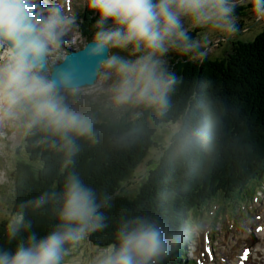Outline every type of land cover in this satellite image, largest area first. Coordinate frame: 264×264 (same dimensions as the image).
<instances>
[{
	"label": "clouds",
	"instance_id": "obj_1",
	"mask_svg": "<svg viewBox=\"0 0 264 264\" xmlns=\"http://www.w3.org/2000/svg\"><path fill=\"white\" fill-rule=\"evenodd\" d=\"M248 3L256 19L264 20V0ZM87 8L97 17L88 51L113 52L104 68L116 77L110 92L117 105L166 108L175 77L165 72L160 58L170 50L188 58L205 56L202 39L190 36L188 25L200 29L203 37L238 31L235 0H87ZM75 22L66 14V0L46 5L40 0H0V128L21 121L39 127L58 137L68 156L77 151L73 135H94L95 121L65 104L62 86L71 82L67 76L51 78L46 64L60 52ZM127 50L141 55L125 61L121 56ZM53 201L59 204L55 222L42 232L32 231L23 215L7 221L10 246L0 247V264H66L72 246L107 227L103 204L76 175L67 176L59 193L44 192L22 207L40 209ZM179 242L178 234L166 236L149 219H124L113 240L88 264H155Z\"/></svg>",
	"mask_w": 264,
	"mask_h": 264
},
{
	"label": "trees",
	"instance_id": "obj_2",
	"mask_svg": "<svg viewBox=\"0 0 264 264\" xmlns=\"http://www.w3.org/2000/svg\"><path fill=\"white\" fill-rule=\"evenodd\" d=\"M90 14L84 12L88 41L97 19ZM198 63L191 75L188 68L193 65H184V93L168 100L183 110L182 125L171 139L173 151L167 149L145 177L149 182L142 195L129 197L122 184L134 172V165L142 164L144 149L151 146L144 120L124 128L123 117L99 118V110L94 109V135H73L77 151L72 156L58 137L39 127L29 128L24 142L26 159L19 158L14 169V212L31 223L32 231L48 229L55 222L57 201L40 209L22 205L44 192L59 193L67 176L76 175L103 204L100 211L107 227L90 238L94 245L105 246L124 219L146 218L166 236L179 234L183 225L179 228L178 222L186 217L188 208L202 209L221 192L237 198L264 180V32L254 41H238L227 59L210 61L207 57ZM193 105L196 113L189 116ZM74 108L87 113L77 104ZM187 110L189 117L184 116ZM197 132L202 135H194ZM6 225H0V247L10 246ZM184 251L177 244L155 264H184Z\"/></svg>",
	"mask_w": 264,
	"mask_h": 264
},
{
	"label": "rangeland",
	"instance_id": "obj_3",
	"mask_svg": "<svg viewBox=\"0 0 264 264\" xmlns=\"http://www.w3.org/2000/svg\"><path fill=\"white\" fill-rule=\"evenodd\" d=\"M83 1L84 0H75L73 2L75 7H73L71 13L66 10V14L69 16H74L76 18V22L63 38V44L60 52L53 53L49 57V64L51 66L63 60L65 55L69 52V48H67V46L78 48L83 47L87 43L88 35L86 36V31L81 28L80 18L82 16L81 14L83 13V10L80 8V10L77 11L78 4H83ZM236 4L238 31L235 33L228 35L222 33H213L203 37L200 33V29H195L193 26L188 25V27L191 29L189 31V35L202 39V47H207L205 57H208L210 61L217 59H227V56L233 51V48L238 41H254L257 36H260V34L264 32V20L256 19L253 12L251 11V6L248 3V0H241ZM93 27L95 28V26ZM205 38L207 39L206 44L203 43V39ZM112 54L113 52L111 55ZM122 55L126 56L125 58L130 56L134 58L133 60H135L139 55H141V53H134L131 50H127ZM199 58L201 57L196 55H192L190 58H188L171 50L168 54H165L160 58L165 72L175 77V83L172 85L168 93V100L174 97L176 94L181 95V93H184L182 84L187 79L184 65L187 63H189L190 66L193 65L192 67L188 68V73H192L193 67L199 64ZM47 72L49 75H51L50 71ZM115 79V75L110 72H106L105 68L103 67L100 76L94 85L77 89L62 88L61 95L64 97V102L68 107L72 109L73 104H77L80 108L85 109L87 114L90 116L92 115L91 112H93L95 109L96 111L99 110V118L110 116L123 117L124 119H121L120 121L124 128L126 126L138 125L139 122L142 123L144 120L146 124L145 130L150 131L149 141L151 142V146L144 149V154L141 156V158H143L142 164L139 167L138 164L134 165V172L131 174V176L128 175L126 177L127 180H123L124 184H122L123 192L126 195L129 197H134L136 194L140 196L144 190L143 187L149 182L148 179L145 180L148 172L161 162V158L167 149L169 151H173L172 149L175 148V146L172 145L173 140L171 139L179 133L183 117V113H180L183 110L178 106L174 107L176 106L175 102L167 103L166 108L159 111L153 107L144 105H117L113 102L112 93L110 92V86ZM188 81H190V77L188 78ZM201 102H203V100H201ZM196 107V105H193V110L190 112V114L187 110L184 116H188V114L189 116L194 115V113H196ZM179 114L181 116L177 118ZM159 116H161L163 119L158 120ZM149 117L152 118V121L148 119ZM28 127L29 126L26 123L17 122L0 128V222L2 220H9L11 217L18 216L19 214L13 213L12 216L11 207L14 200V181L12 174L15 162H17L19 158L26 159L24 151L21 150V152H18L17 148L18 146L22 147V142L27 134ZM130 130H132V128H130ZM134 157L131 159V162L135 160ZM128 162H130V160H128ZM131 162L129 167L131 166ZM9 177L11 181H9ZM253 187H257V184H254ZM251 194L252 193H250V195ZM224 203H222L221 210H225ZM242 203H246L245 198L242 199ZM258 204L259 203H257L256 206H258ZM229 207H231V213L235 214L233 206ZM254 207L255 206L245 211V213L248 214L247 217L252 218L251 221H254L252 215V212L255 209ZM258 209L260 210L259 206ZM207 210L202 212L206 213ZM216 210L218 211V209ZM216 210L212 211V213L215 214ZM250 210H252V212H250ZM197 212L199 211L197 210ZM223 212L224 211H218L216 214L217 218H215L212 225L213 233L217 235L216 238L219 240L220 237L219 234L216 233V230L220 231L221 228H224L225 226L223 222L220 223L221 213ZM208 219L212 220V217L209 214ZM234 243L235 241L233 240L231 244L233 245ZM192 245L193 241L191 242V245L188 244L190 247H192ZM103 247L105 246L97 247L92 245V243L86 238L69 250V255L66 258V264H88L89 258Z\"/></svg>",
	"mask_w": 264,
	"mask_h": 264
},
{
	"label": "water",
	"instance_id": "obj_4",
	"mask_svg": "<svg viewBox=\"0 0 264 264\" xmlns=\"http://www.w3.org/2000/svg\"><path fill=\"white\" fill-rule=\"evenodd\" d=\"M240 1L235 0V3ZM89 43L83 48L69 50L64 60L52 68L46 64L47 71L51 70V78L58 79L62 76L69 78L71 82L70 87L62 86V88L76 89L95 84L103 62L109 58V50H105L100 55H93L88 51Z\"/></svg>",
	"mask_w": 264,
	"mask_h": 264
},
{
	"label": "bare ground",
	"instance_id": "obj_5",
	"mask_svg": "<svg viewBox=\"0 0 264 264\" xmlns=\"http://www.w3.org/2000/svg\"><path fill=\"white\" fill-rule=\"evenodd\" d=\"M253 216L255 217V215L253 214ZM248 232V231H247ZM257 235H259V234H257ZM244 237H239L238 239H237V242L236 243H238L241 239H243ZM253 242L254 243H256V238H254V240H253ZM264 243V242H263ZM263 243H258V245H257V247H261L262 245H263ZM247 246V245H246ZM239 247H241V246H239ZM256 247V248H257ZM223 253H227L226 252V250L224 249V247H223ZM254 253V249H252V252H251V254H253ZM255 254V259H256V261L259 263V262H261V264H264V251H258L257 253H254ZM228 262H229V264H232L234 261H230V260H228ZM249 264H255V261H254V259L252 258V262L251 263H249Z\"/></svg>",
	"mask_w": 264,
	"mask_h": 264
}]
</instances>
